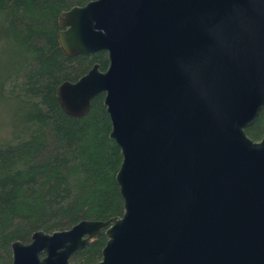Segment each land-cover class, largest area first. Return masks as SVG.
<instances>
[{
	"label": "water",
	"instance_id": "95a60500",
	"mask_svg": "<svg viewBox=\"0 0 264 264\" xmlns=\"http://www.w3.org/2000/svg\"><path fill=\"white\" fill-rule=\"evenodd\" d=\"M66 55L105 50L56 87L82 116L103 94L122 159L121 215L11 242V264H264V0H88L58 14Z\"/></svg>",
	"mask_w": 264,
	"mask_h": 264
},
{
	"label": "trees",
	"instance_id": "16d2710c",
	"mask_svg": "<svg viewBox=\"0 0 264 264\" xmlns=\"http://www.w3.org/2000/svg\"><path fill=\"white\" fill-rule=\"evenodd\" d=\"M87 1L0 0V264H11L12 241L28 242L35 230L123 212L115 179L122 153L103 94L82 116L67 114L56 97L63 80L94 62L108 66L105 50L69 56L57 40L59 12ZM244 128L253 140L263 135L264 107ZM105 241L102 231L70 261L92 264Z\"/></svg>",
	"mask_w": 264,
	"mask_h": 264
},
{
	"label": "flooded vegetation",
	"instance_id": "af4514ba",
	"mask_svg": "<svg viewBox=\"0 0 264 264\" xmlns=\"http://www.w3.org/2000/svg\"><path fill=\"white\" fill-rule=\"evenodd\" d=\"M81 249H82V248H81ZM77 251H78V250H77ZM74 253H75V252H74ZM71 262H72V261H71ZM77 262H82V264H84V263H83V260H77V261H74L73 263H77ZM95 262H96V261H95ZM93 263H94V262H93ZM93 263H92V264H93Z\"/></svg>",
	"mask_w": 264,
	"mask_h": 264
}]
</instances>
